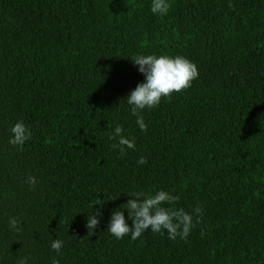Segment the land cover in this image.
<instances>
[{
	"label": "trees",
	"instance_id": "trees-1",
	"mask_svg": "<svg viewBox=\"0 0 264 264\" xmlns=\"http://www.w3.org/2000/svg\"><path fill=\"white\" fill-rule=\"evenodd\" d=\"M0 264H264V0H0Z\"/></svg>",
	"mask_w": 264,
	"mask_h": 264
}]
</instances>
